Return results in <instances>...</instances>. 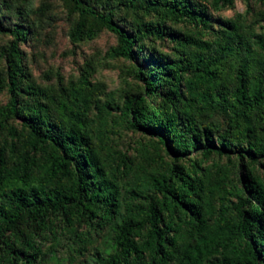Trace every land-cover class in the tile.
Returning <instances> with one entry per match:
<instances>
[{"label":"trees","instance_id":"obj_1","mask_svg":"<svg viewBox=\"0 0 264 264\" xmlns=\"http://www.w3.org/2000/svg\"><path fill=\"white\" fill-rule=\"evenodd\" d=\"M211 1L216 9L233 4ZM64 2L78 14L70 34L73 42L91 40L106 30L118 42L110 54L129 61L152 37H168L180 48L173 60L148 54L154 68L146 76L136 74L144 94L126 98L122 110L129 128L156 137L170 161L158 172L135 176L120 200L116 176L109 179L102 167L83 114L69 111L65 122L51 123L46 97L33 85L22 88L16 43H24L28 31L19 25L7 29L0 22V34L14 37L7 55V84L0 77V91L6 86L10 95L7 105L0 107V264H35L42 242L57 238V222L72 237L78 235L74 224L101 230L114 222L122 202L115 250L106 256L97 253V264H264V85L250 77L253 44L264 54V31L252 35L251 43L239 20L220 21L214 30L207 15L186 0L127 4L201 27L212 35L211 41L166 33L160 24L129 31L111 12L99 13L81 0ZM228 57L236 62L229 91L223 86ZM88 85L85 77L79 81V97ZM22 92L35 97L30 104L19 101ZM151 99L157 103L151 104ZM207 107L219 108L231 125L219 132L212 124L198 122L194 113ZM14 117L22 120L20 132L8 124ZM255 118L261 123L256 125ZM194 153L200 162L191 159ZM213 155L245 161L240 187L227 189L221 181H210L211 169L202 163ZM119 167L118 175L131 174L130 162L123 160ZM214 194L217 208L211 201ZM228 195L236 198L233 212L225 205Z\"/></svg>","mask_w":264,"mask_h":264},{"label":"rangeland","instance_id":"obj_2","mask_svg":"<svg viewBox=\"0 0 264 264\" xmlns=\"http://www.w3.org/2000/svg\"><path fill=\"white\" fill-rule=\"evenodd\" d=\"M99 13L113 15V20L122 28L133 31L142 25H162L166 33L189 35L202 40H212V35L201 27H195L184 22H174L164 19L156 13H143L131 8L127 0H81ZM190 5H196L210 20L213 29H217L220 21L227 19L239 20L244 34L255 41L252 35L263 33L264 0H233L229 8L216 9L211 0H186ZM78 21V14L72 13L64 0H0V22L3 27L12 29L19 25L28 31L24 43L17 42L21 53L23 77L20 78L22 88L33 85L48 105L51 123L66 121L69 111L80 112L88 126V134L97 152L100 163L109 179L115 174V185L120 200L132 187L135 176L145 173H155L162 170V165L170 159L156 137L134 131L127 124V117L122 114L126 98L144 94V85L136 77L142 76L154 68L148 54L161 55L169 60L178 56L180 48L168 37L163 40L152 37L134 61L114 57L111 49L117 47L115 35L102 30L91 40L71 41V31ZM14 37L11 34H0V77L7 84V55ZM250 70L251 81H260L264 85V54L253 44ZM192 53L200 52L190 49ZM236 62L234 57H228L225 63L227 74L223 86L229 91L234 85ZM87 78L89 85L79 97V81ZM187 95V93H185ZM188 96V95H187ZM10 95L7 87L0 91V107H5ZM35 97L22 92L19 101L30 104ZM156 104L157 100H150ZM62 106H65L63 108ZM98 108L102 110L99 111ZM198 122L212 124L213 129L224 131L229 125V117L219 108H204L194 113ZM71 120H75L70 116ZM256 125L261 122L254 119ZM8 124L18 132L22 130L20 117L10 118ZM229 130V129H228ZM3 137L9 135L3 132ZM192 160L200 162L197 153L192 154ZM131 163V174L122 177L115 173L121 161ZM241 163L234 157L228 160L224 156L213 155L202 166L211 169L210 181H221L226 188L240 187L239 171ZM188 165V163H187ZM259 166L257 165V173ZM225 205L234 211L236 203L234 196L228 195ZM214 207L219 206L218 195L211 199ZM124 215V202L119 207V214L113 223L92 231L85 224H74L77 236H69L61 230L63 224L56 223L59 233L55 240L49 236L42 242V254L35 264H97L96 255L106 256L115 250V226ZM172 264H179L174 262Z\"/></svg>","mask_w":264,"mask_h":264}]
</instances>
